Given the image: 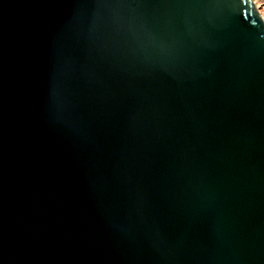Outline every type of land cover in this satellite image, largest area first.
<instances>
[{
	"label": "water",
	"instance_id": "1",
	"mask_svg": "<svg viewBox=\"0 0 264 264\" xmlns=\"http://www.w3.org/2000/svg\"><path fill=\"white\" fill-rule=\"evenodd\" d=\"M0 264H264L253 0H0Z\"/></svg>",
	"mask_w": 264,
	"mask_h": 264
},
{
	"label": "built area",
	"instance_id": "2",
	"mask_svg": "<svg viewBox=\"0 0 264 264\" xmlns=\"http://www.w3.org/2000/svg\"><path fill=\"white\" fill-rule=\"evenodd\" d=\"M255 3V6L259 12V14L261 15V17L264 20V0H253Z\"/></svg>",
	"mask_w": 264,
	"mask_h": 264
}]
</instances>
